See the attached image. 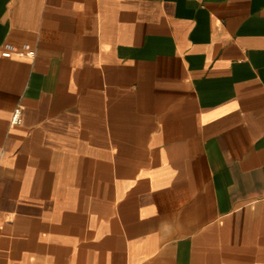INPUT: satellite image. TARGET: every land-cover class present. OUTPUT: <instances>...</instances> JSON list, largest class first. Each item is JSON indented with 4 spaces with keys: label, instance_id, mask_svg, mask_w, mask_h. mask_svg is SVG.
<instances>
[{
    "label": "crops",
    "instance_id": "1",
    "mask_svg": "<svg viewBox=\"0 0 264 264\" xmlns=\"http://www.w3.org/2000/svg\"><path fill=\"white\" fill-rule=\"evenodd\" d=\"M0 264H264V0H0Z\"/></svg>",
    "mask_w": 264,
    "mask_h": 264
},
{
    "label": "built area",
    "instance_id": "2",
    "mask_svg": "<svg viewBox=\"0 0 264 264\" xmlns=\"http://www.w3.org/2000/svg\"><path fill=\"white\" fill-rule=\"evenodd\" d=\"M29 54H34V51L31 50L28 52ZM3 55L5 56H10L11 55V51L9 50H6V51H3L2 52ZM22 117H23V108L21 105H17L14 110H13V113H12V116H11V122L13 124H18L22 121Z\"/></svg>",
    "mask_w": 264,
    "mask_h": 264
}]
</instances>
